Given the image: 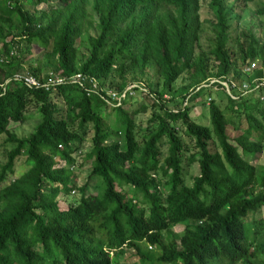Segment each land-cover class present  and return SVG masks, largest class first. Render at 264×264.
Here are the masks:
<instances>
[{
	"label": "trees",
	"instance_id": "16d2710c",
	"mask_svg": "<svg viewBox=\"0 0 264 264\" xmlns=\"http://www.w3.org/2000/svg\"><path fill=\"white\" fill-rule=\"evenodd\" d=\"M248 1L207 0L213 44L194 53L198 0H57L59 6L0 0V80L14 71L46 76L40 65L19 66L27 45L36 42L57 74L79 71L105 85L118 67V80L112 76L105 85L118 91L139 80L123 74L135 68L150 107L136 128L133 112L122 106L131 96L109 104L95 92L86 94L87 83L70 81L45 89L9 79L0 87V133L10 143L0 164V264H264V164L250 162L264 142V87H253L264 73V42L247 31L241 32L244 44L233 37L236 53L229 47V30ZM88 8L96 31L86 35L81 58L76 45ZM254 58L259 65L245 71ZM150 61L156 82L144 76ZM241 69L254 97L248 102L229 86L223 105L241 114L245 126L236 124L239 132L229 136L223 107L210 95L202 102L209 124L195 121L189 114L193 100L212 85L227 92L220 80L239 84ZM173 97L180 103L167 106ZM30 99L39 118L27 135L17 136L7 125L24 118ZM107 104L115 109L112 122L101 113ZM87 123L90 146L82 159L89 162L87 175L98 181L93 192L71 178ZM20 155L26 168L8 178ZM193 161L198 172L186 184L184 167ZM70 193L77 197L65 201ZM182 221L188 222L178 236H163ZM124 247L132 248L135 261L118 260Z\"/></svg>",
	"mask_w": 264,
	"mask_h": 264
},
{
	"label": "rangeland",
	"instance_id": "374dc122",
	"mask_svg": "<svg viewBox=\"0 0 264 264\" xmlns=\"http://www.w3.org/2000/svg\"><path fill=\"white\" fill-rule=\"evenodd\" d=\"M52 4L55 6H59V3L56 2L57 0H51ZM264 4V0H250L247 2L246 7L241 11L240 18L238 20V24L235 27L230 28L229 34L232 37L231 40H229V47L233 50V52L236 53L237 48V41L233 40V37L236 36L238 38V41H241L244 44L243 35H241V32H247L251 31L254 37H256L258 44L264 42V12H259L258 8ZM26 5V4H25ZM40 7L42 5H39ZM48 8V6H46ZM88 16L85 20H83V35L81 37L77 38V52L79 57L86 56L87 53V44L88 39L86 35H92L95 33V13L87 9ZM198 18L200 19V28L198 33V44L194 48V53L207 52V50L212 46L213 44V32L212 27L210 24V21L212 20V13L210 9L207 6V0H198ZM7 38V37H6ZM25 47L22 45V50L24 51ZM26 49L27 51H24L23 53V61H20L21 68L23 70H26V64L30 63L33 65H40V74H43L46 70H51V65L47 64L45 62V53L44 49L39 43L31 42L29 45H27ZM237 64L240 65L239 60L237 59ZM252 61H254V66L259 65V60L257 58H254ZM118 67H114L111 72L106 76V78L103 80V84L107 85L110 81V78L113 76L112 82H115L118 80L117 74ZM123 74L126 78V80H130L132 77L131 75L135 76V78H138L140 80L141 77H139V74L137 70L134 68L131 71H127L126 69L123 71ZM186 72L179 75V77L174 81V85L178 86L183 82V77L185 76ZM231 75V74H228ZM239 78H236V82L239 83L240 81H246L247 72L245 73L242 71V69L238 72ZM144 76L151 80L152 82H156L160 80L159 74L154 67L153 63L150 61L146 65V70ZM212 80V78H210ZM237 90V91H236ZM235 92H241L242 97H247L248 102H251L254 95L253 89L245 90V91H239V89H235ZM228 92H225L221 88L217 86H211L209 92H202L199 94L191 103V108L189 110L190 116L199 123H206L208 122V112L206 106H204L203 100H206L207 96H211L216 102H219L221 107H223V113L227 119V127H228V133L229 136H232L233 134H236L239 132V129L236 126V124H239V127L245 126V119L242 117L241 114H238L236 111H231L228 109L227 106H224L226 100L225 96ZM259 95L263 96V92H258ZM169 96V93L165 94V98ZM174 100L167 101V106H173L174 103H180L179 97H173ZM264 97L262 98V100ZM56 102L58 105H60L61 108L65 106L64 102L59 99L58 97H55ZM204 100V102H205ZM146 103V107L142 108L143 103ZM128 111L133 112L134 121L136 123V128L141 127L145 124L146 118L149 116L150 107L148 106V98H146L142 93H135L131 95V97L127 98L123 105ZM145 106V105H144ZM104 110V111H103ZM102 114H104L105 118L108 122H112V119L114 117L115 109L110 108V106L107 104V106L104 107V109L101 110ZM24 118L21 121H10L7 125L8 130L13 132L17 136H24L29 133V131L33 128V125L36 123V121L39 118V114L37 113L36 104L31 99L28 101L25 109H24ZM86 134L83 137L81 144L79 146V152L78 155L75 157L74 160V166L71 168V178H74V186H78L85 182V189L88 192L96 191L99 188L98 181L94 176H88V161H84L82 158L84 157V154L87 152L90 146V134H91V125L89 123L85 126ZM6 134L1 132L0 133V164L5 159V152L9 149L10 143L6 141L5 139ZM138 140H141V135L138 133L137 135ZM183 138L186 139V137L183 135ZM160 151L161 155H163L166 152V143H163L160 145ZM81 163L79 164V162ZM250 162L255 164L256 166H261L264 164V142L260 144V149L254 154V158L250 159ZM27 163L24 162V156L20 155L14 165V171L13 173L9 174L7 177L11 178L12 176H16L20 173L24 168H26ZM184 173L182 175L183 181L186 184H189L191 181V177L198 172V166L197 162L193 161L189 163L186 167H184ZM77 190V189H76ZM78 193V192H77ZM71 194V193H70ZM70 194L68 196H65L63 198L65 201L72 200L73 197H77V194ZM64 200L59 199L60 205L64 206L65 202H62ZM185 222L188 221H182L179 223L174 224L173 227L170 229H167L163 231V236L167 237L170 233H172L175 236H178L181 231L182 227L185 226ZM190 222V220H189ZM137 257L134 255V252L132 248L124 247V249L118 254V260L120 261H135Z\"/></svg>",
	"mask_w": 264,
	"mask_h": 264
},
{
	"label": "built area",
	"instance_id": "2783aa9c",
	"mask_svg": "<svg viewBox=\"0 0 264 264\" xmlns=\"http://www.w3.org/2000/svg\"><path fill=\"white\" fill-rule=\"evenodd\" d=\"M12 50L9 51L11 53ZM254 67V61H250L247 65L244 66L245 71H250ZM45 77H37L36 75L28 72V71H14L11 74L5 76L2 80H0V87L4 88V84L9 80L13 79L16 81H20L27 86H34V87H43L48 88L49 86H53L54 84L70 81L76 82L81 86H84V90L86 94L89 92H95L103 99H105L109 104H118L120 101L127 96L133 95L134 88L137 87L141 93L147 92V88L141 81H133L128 83L123 90L118 91L112 89L110 87H106L105 85H100L98 81L93 78L92 76H87L82 74L81 72L77 71L70 75H62L57 74L51 70L45 71ZM255 83L253 87L256 86H263L264 87V73L262 76L255 78ZM220 83L223 84L224 89L229 92V86H235L237 89L241 91L249 90L248 89V82L241 81L239 84H236L234 81L229 80L228 83L225 80H220ZM165 96V94L163 95ZM209 99V96L206 97V101Z\"/></svg>",
	"mask_w": 264,
	"mask_h": 264
}]
</instances>
